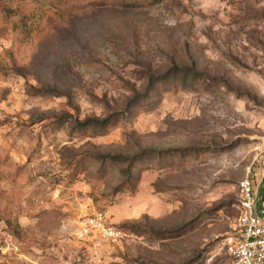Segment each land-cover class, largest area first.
Instances as JSON below:
<instances>
[{
    "label": "rangeland",
    "instance_id": "374dc122",
    "mask_svg": "<svg viewBox=\"0 0 264 264\" xmlns=\"http://www.w3.org/2000/svg\"><path fill=\"white\" fill-rule=\"evenodd\" d=\"M87 119L102 124L79 130ZM146 149L165 157L144 159L135 194L110 195L127 163L100 176L99 157ZM248 174L261 187L264 0L73 14L2 0L0 264H233L225 239ZM98 212L130 236L82 234Z\"/></svg>",
    "mask_w": 264,
    "mask_h": 264
},
{
    "label": "built area",
    "instance_id": "2783aa9c",
    "mask_svg": "<svg viewBox=\"0 0 264 264\" xmlns=\"http://www.w3.org/2000/svg\"><path fill=\"white\" fill-rule=\"evenodd\" d=\"M261 187L249 174L237 184L239 215L235 232L225 239L233 264H264V194ZM82 234L106 243H118L130 236L127 229L108 223L104 212L88 218ZM10 242L8 234L0 229V251Z\"/></svg>",
    "mask_w": 264,
    "mask_h": 264
},
{
    "label": "trees",
    "instance_id": "16d2710c",
    "mask_svg": "<svg viewBox=\"0 0 264 264\" xmlns=\"http://www.w3.org/2000/svg\"><path fill=\"white\" fill-rule=\"evenodd\" d=\"M156 0H54V4L57 5L63 12L66 13H78L80 11L85 10H92V9H98L103 7H121V6H139L144 3H153ZM0 3H2V0H0ZM62 122L65 120H61ZM63 122V123H64ZM102 123H99L98 121L94 120H85L78 126L79 130L88 129L89 127L99 129L100 125ZM185 150H178V151H172L167 154V156L179 154L181 157H185ZM165 157L161 152L155 151L153 149H146L142 152L134 153L131 156H123V155H103L99 158H101V164L98 169V173L100 176H104L107 174L109 168L111 166H118L121 163H127L126 168H124V174L128 176V180L126 179L124 182L117 184L114 186L110 192V195H116L119 192H123L127 189L130 190V193L135 194L136 189L138 186V183L141 178V173L149 168H141V164L144 162V159L152 160L154 158L156 159H162ZM96 158V156H95ZM90 157H82L78 160L76 169V172H81L85 168V163H88L90 160ZM121 228H125L123 225H117Z\"/></svg>",
    "mask_w": 264,
    "mask_h": 264
},
{
    "label": "crops",
    "instance_id": "0c3cea01",
    "mask_svg": "<svg viewBox=\"0 0 264 264\" xmlns=\"http://www.w3.org/2000/svg\"><path fill=\"white\" fill-rule=\"evenodd\" d=\"M261 191H262L263 194H264V185H262V187H261Z\"/></svg>",
    "mask_w": 264,
    "mask_h": 264
}]
</instances>
